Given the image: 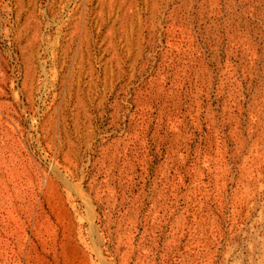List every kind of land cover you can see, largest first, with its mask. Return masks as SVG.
<instances>
[{"label":"rangeland","instance_id":"374dc122","mask_svg":"<svg viewBox=\"0 0 264 264\" xmlns=\"http://www.w3.org/2000/svg\"><path fill=\"white\" fill-rule=\"evenodd\" d=\"M0 264H264V0H0Z\"/></svg>","mask_w":264,"mask_h":264}]
</instances>
